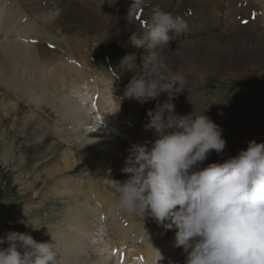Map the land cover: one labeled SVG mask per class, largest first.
Wrapping results in <instances>:
<instances>
[{"label":"bare ground","instance_id":"1","mask_svg":"<svg viewBox=\"0 0 264 264\" xmlns=\"http://www.w3.org/2000/svg\"><path fill=\"white\" fill-rule=\"evenodd\" d=\"M156 4L165 11L183 16L188 25L182 33H174L179 37L170 41L169 48L165 46L160 53L188 80L187 89L172 101L176 113L205 109L204 114L223 129L226 145H232H227V151L223 150L222 155L213 151L200 167L236 155L234 152L244 149L245 141L261 142L259 136L245 134L247 125H239L241 132L231 129L232 124L242 123L243 119L241 108L232 102L229 90L254 89L256 85L264 88V80L254 84L250 77L264 73V0H146L140 7L133 6L134 0H0V97L18 102L14 110H2L8 114L0 113V137L2 133L11 132L10 120L30 108L33 113L26 114L25 126L15 133V142H26L29 136L38 137L37 134L43 139L33 146L20 145L23 150L35 153L31 160H38L36 168L39 169L28 185L27 190L31 193L23 202L40 203L41 207L48 205L49 200L43 198L35 203L41 197L35 191L37 186L58 193L69 192L71 188L97 202L89 208L82 206L77 197L60 194L68 199L66 207L68 212L71 211L63 217L60 213L59 229L53 233L61 264H115L107 256L110 248L113 246L116 255L128 253L134 244L136 250L132 255L144 260L136 259L135 264H152L149 262L153 258L158 260L160 255L164 256L168 244L185 259L182 249L173 246L175 228L166 230L149 215L156 231V235L151 234L152 239L145 228L132 222L130 215L114 214L116 197L106 194L111 193L114 184H105L106 191L97 184L103 179L91 180L102 176L113 182L110 167L124 166V161H118L128 156L131 144L116 138L119 131L128 139L131 135L128 128L139 129L149 147L157 138L153 130L145 128L150 119L147 111L154 109L158 102L163 103L167 99L166 93L143 107L135 100L122 98L116 111L118 97H122L124 87L134 74L121 67L122 58L134 53L139 67L145 54L143 49L133 47L128 38L132 32L142 31L143 24L147 27L151 8ZM139 9L142 13H138ZM241 19H247L248 23L243 25ZM53 30H58L54 33L63 42L64 51L59 50L60 45L51 33ZM110 44L119 45L124 55H112L108 51ZM108 84H113L115 99L110 95ZM141 108L146 116L138 111ZM51 119H58V123ZM31 120L46 121L49 125L39 129ZM30 127L34 130L28 131ZM49 127L52 128L50 131ZM48 141L60 147L54 155H49L45 149ZM5 152L1 157L12 156ZM61 155L64 159L53 165ZM75 161L83 164L82 174ZM5 176L10 174L5 171ZM50 177L52 180L46 182ZM121 179L126 177L121 175ZM15 185L16 182L12 184ZM32 194L36 198H29ZM45 210L47 221L54 222L55 216ZM36 228L30 225L32 236ZM37 237V240L42 239L41 232ZM49 238L43 242H50ZM139 238L143 243L138 241ZM129 257L130 254L125 258L126 264H130ZM175 258L169 253L171 261Z\"/></svg>","mask_w":264,"mask_h":264},{"label":"clouds","instance_id":"2","mask_svg":"<svg viewBox=\"0 0 264 264\" xmlns=\"http://www.w3.org/2000/svg\"><path fill=\"white\" fill-rule=\"evenodd\" d=\"M145 3L134 0L133 6ZM187 27L183 16L156 4L147 27L128 38L145 54L139 67L134 53L122 58L121 67L134 74L116 111L122 98L143 104L166 93L167 99L147 111L145 128L157 136L151 146H130L121 168L130 175L115 180L113 212L142 219L148 214L164 229L175 228L173 246L182 249L184 264H264V141L249 140L236 155L200 167L213 151L223 154V129L205 109L176 113L172 101L187 89L188 80L160 55L174 39L169 32L180 34ZM107 87L115 99L113 84ZM0 264L61 261L52 237L38 242L27 232L12 230L0 236Z\"/></svg>","mask_w":264,"mask_h":264},{"label":"rangeland","instance_id":"3","mask_svg":"<svg viewBox=\"0 0 264 264\" xmlns=\"http://www.w3.org/2000/svg\"><path fill=\"white\" fill-rule=\"evenodd\" d=\"M54 32H58V30H53L52 34L55 35ZM177 38H174L173 40H176ZM178 41H180V39ZM109 46H111L109 48L111 51L113 50V48L114 50H121V47L119 45L113 44ZM250 77L254 81V84L257 81H259V83L261 84V80H264V73L256 74ZM202 78H205V76ZM218 88H220V86H218ZM229 91L231 92L229 95L231 96L232 102L234 104H237V107L241 108L240 110L242 111L241 118L243 119L241 125L242 126L247 125L244 130L245 134L253 136V137L259 136L260 140L264 141V139L262 138L264 134V130H263L264 129V88H262L259 85H256L254 89H251V88L248 89L247 87H244V89L235 88L233 91L231 90ZM0 98H1L0 101L2 102V103L0 102V104L2 105V106L0 105L1 114H5V115L8 114L7 111L6 113H4V111H2L3 109L8 110L9 112L10 110H14L15 108H17L18 102H15L14 100L8 101V99H2V97ZM24 98H26L29 103H32L28 97H24ZM40 104L41 103H39L38 105ZM27 110H29V112ZM31 112H30V108L25 109L21 115L19 114L20 116H18V119L16 121H12L11 123H9V127L12 129L11 132L8 134L2 133L0 137V143L2 145V147H0L1 148V152H0V236H3L7 231H12V230L19 231V232H27L31 234L32 232L29 230V227L31 225L32 227H37L36 228L37 231L36 233H33L34 235L33 237H35V239L37 240L38 238L37 233L41 232L43 237L42 239H38L37 241L43 242V240L46 237L47 238L52 237L53 239V233L57 229H59V225H57L59 222V219L62 218L64 214L65 216H67L68 213H71V211L69 212L67 211L68 209L66 207L68 199L63 198V195H60V194L67 193L71 197L72 196L77 197V193L73 191L58 193V192H53L45 187L39 188V186H37L36 187L37 189L35 191L39 193L41 197L38 198L35 201V203H37L41 198H43L45 200H49L47 203L48 205L46 207H41L40 203L29 205L23 202L24 197H26V195H30L31 193L30 189L27 190V188H28V185L30 186V182L33 181V178L36 176V174L39 173L38 172L39 169L36 168L38 164V160H31V158L35 156V153L29 150L27 151L23 150L20 147V145L22 143H26L27 145L33 146L35 144L40 143L39 141H42L43 139H41V136L37 135L38 137L29 136L26 142L23 140H19L15 142L14 136H15V133L20 128L25 126V123H24L25 116L27 117L28 115L26 114H31ZM57 120L58 119H54L55 122ZM7 121L8 120L6 119L5 122ZM32 123H34L32 125H35L39 129L42 127L48 126V124L45 121L39 124H35V121H32ZM0 124H1V116H0ZM233 127H234V131L238 129L237 124H235ZM50 129H48V131H50ZM32 130H34V127L28 128V131H32ZM241 131L242 130H240V132ZM120 141H123V139H120ZM130 142H133V141L129 140V143ZM51 143H52L51 141L50 143L48 141L46 143L45 149H48L49 155H54V153L60 150V147L58 145H52ZM247 143L248 141L243 142V148L247 147ZM227 145L230 147L232 146L230 144H227ZM227 145L226 147H228ZM236 147L239 149L242 148L241 146H238V145ZM64 148L65 147H63L62 149ZM224 150L227 151V149H224ZM5 151L7 153L10 152L12 156L8 158L7 156L4 155L3 156L4 158L1 157V153ZM6 152L5 154H7ZM39 153L40 151L38 152V154ZM234 154H237V153L234 152ZM63 159H64V155H61L60 159L53 165L59 164ZM121 161L125 162V159L120 160L118 162H121ZM77 162L78 161H75V166L78 164L79 169L81 170L83 164L77 163ZM113 168H114L113 169L114 172L112 174L113 179H114L113 182L112 180L108 178L104 179L102 176H97L96 178L91 179V180L100 181L103 179L100 182V186H105V184L111 186L112 184H115V180L117 181L123 180L121 179V175L123 177H126V179L128 178L129 175L127 176L125 173L121 171L122 166L117 165V166H114ZM70 169H67V171ZM5 171L8 174H10L9 177L5 176ZM79 172L82 174L83 170ZM73 173H76V172L74 171ZM11 174H13V176ZM79 175L80 174H78V177H81V175L80 176ZM12 177L13 179H11ZM52 177H55V176H52ZM52 177H50L49 179L45 181L49 183L52 180L51 179ZM73 179L76 180V177H73ZM13 181L17 183V186L16 185L14 187L12 186V184H14ZM105 188H106V191H108L107 187ZM111 190L115 193L114 187H111ZM29 198H36V197L33 196ZM107 198L108 196L106 197V199ZM103 205H105V201L102 203V206ZM45 208H46L45 213L50 212L52 214V217L55 216L56 219L54 222L47 221L45 214L43 213L44 212L43 209ZM37 210L41 212H38ZM60 213L62 214V217H60L61 215ZM44 233L45 234L47 233V236H45Z\"/></svg>","mask_w":264,"mask_h":264},{"label":"snow or ice","instance_id":"4","mask_svg":"<svg viewBox=\"0 0 264 264\" xmlns=\"http://www.w3.org/2000/svg\"><path fill=\"white\" fill-rule=\"evenodd\" d=\"M242 23H244V24H247L248 23V21H242ZM113 108H115V106H113Z\"/></svg>","mask_w":264,"mask_h":264}]
</instances>
